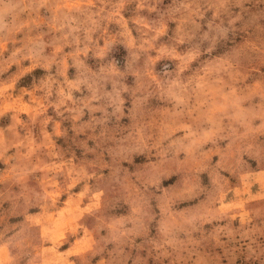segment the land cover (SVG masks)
Listing matches in <instances>:
<instances>
[{
	"label": "clouds",
	"instance_id": "clouds-1",
	"mask_svg": "<svg viewBox=\"0 0 264 264\" xmlns=\"http://www.w3.org/2000/svg\"><path fill=\"white\" fill-rule=\"evenodd\" d=\"M0 264H264V0H0Z\"/></svg>",
	"mask_w": 264,
	"mask_h": 264
}]
</instances>
